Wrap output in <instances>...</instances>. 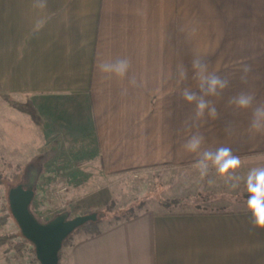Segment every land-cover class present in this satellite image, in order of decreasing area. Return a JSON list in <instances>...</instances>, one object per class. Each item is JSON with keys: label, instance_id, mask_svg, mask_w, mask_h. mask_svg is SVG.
Wrapping results in <instances>:
<instances>
[{"label": "crops", "instance_id": "1", "mask_svg": "<svg viewBox=\"0 0 264 264\" xmlns=\"http://www.w3.org/2000/svg\"><path fill=\"white\" fill-rule=\"evenodd\" d=\"M33 5L0 0V151L42 149L38 159L45 161L65 140L64 149L82 152L81 158L92 151L106 175L155 169L162 199H182L128 218H102L97 234H73L59 250V264H264V229L254 227L245 210L243 182L233 189L214 168L201 178L198 154L184 147L201 135L202 149L231 148L242 160L241 177L264 166V132L249 130L250 109L229 104L242 91L264 103V0ZM41 17L47 23L34 31ZM196 57L230 82L220 96L208 97L215 119L205 113L195 120V106L182 98L184 88L197 90ZM119 58L131 62L127 77L99 72L100 61ZM244 64L251 66L247 82L240 79ZM12 96L20 109L7 105L4 113L1 101ZM35 100L36 120L26 109ZM21 128H31L35 138L19 139ZM196 198L205 201L189 208L187 200ZM232 201L240 204L228 208Z\"/></svg>", "mask_w": 264, "mask_h": 264}, {"label": "rangeland", "instance_id": "2", "mask_svg": "<svg viewBox=\"0 0 264 264\" xmlns=\"http://www.w3.org/2000/svg\"><path fill=\"white\" fill-rule=\"evenodd\" d=\"M19 100L18 96L7 100L4 97L1 101L3 112L6 113L7 105L9 110L20 109ZM26 109L32 111L36 120V100L28 103ZM19 122L22 124L21 119ZM30 129H18L15 134L21 140H33L36 134ZM67 145L64 140L45 161L38 159L44 154L42 149L0 151V236L13 234V237L0 244V264H39L33 253L34 245L24 241L8 209L6 198L10 186L21 184L33 189L30 207L34 218L41 223L51 220L64 210L70 213V217L83 211H96L98 217L114 219V215L121 214L129 206L136 212L146 206L161 204V176L155 169L106 175L101 172L92 151L83 153L86 157L81 158L82 152L66 151L64 148ZM42 163L44 167H37ZM204 201L203 198L190 199L187 200V206L197 208ZM239 204L238 201H232L227 207ZM79 231L70 233L67 243ZM16 242H23L20 252L14 246Z\"/></svg>", "mask_w": 264, "mask_h": 264}, {"label": "clouds", "instance_id": "3", "mask_svg": "<svg viewBox=\"0 0 264 264\" xmlns=\"http://www.w3.org/2000/svg\"><path fill=\"white\" fill-rule=\"evenodd\" d=\"M33 6L44 9L47 6V0H34ZM47 20L48 17L37 19L34 24V31L42 29ZM191 66L193 79L197 81V90L184 88L182 98L195 106V120L203 118L205 113L215 119L218 116L217 108L208 97L220 96L229 87L230 82L228 78L218 75L215 71H209L208 64L199 57L193 59ZM97 67L102 74L123 79L128 75L131 62L127 58L102 60ZM250 71V65H242L241 81L247 82ZM178 76L180 80L187 79V69L183 65L178 67ZM130 83L135 85V79H131ZM126 91L127 89H124L125 93ZM229 104L239 109H250L249 130L253 133L264 132V103H256L253 94L242 91L231 97ZM226 131L231 133V128L226 129ZM203 141V136L192 135L184 145L188 152L198 154L194 166L199 170L200 177H206L209 169L214 168L218 175L225 177L226 181L230 182L233 189L238 188L242 181L247 193L245 210L250 213L252 225L264 229V166L253 167L248 170L246 176L241 177L237 174V170L242 166L240 156L233 154L231 148L224 146L214 150L202 149ZM208 183L211 185L214 181L209 180Z\"/></svg>", "mask_w": 264, "mask_h": 264}, {"label": "water", "instance_id": "4", "mask_svg": "<svg viewBox=\"0 0 264 264\" xmlns=\"http://www.w3.org/2000/svg\"><path fill=\"white\" fill-rule=\"evenodd\" d=\"M34 191L30 187L17 184L7 193L12 216L22 235L34 245L35 255L40 264H59L58 253L63 240L77 227L96 218V213L79 214L68 217L60 213L51 220L41 223L29 211Z\"/></svg>", "mask_w": 264, "mask_h": 264}, {"label": "trees", "instance_id": "5", "mask_svg": "<svg viewBox=\"0 0 264 264\" xmlns=\"http://www.w3.org/2000/svg\"><path fill=\"white\" fill-rule=\"evenodd\" d=\"M10 187H12V186H10ZM7 201H8V199H7ZM181 202H182V199L181 198L162 199L161 200V204H163L165 207L175 206V205L181 204ZM8 209L10 210L9 205H8ZM29 211L32 213L30 205H29ZM106 211L108 212L109 211V208H107ZM93 212L94 211H87V212H84L82 214H88V213H93ZM63 213H66L67 216H69V217L71 216L68 211H65L64 210ZM95 213H96V211H95ZM134 213H135V211L133 210V207L132 206H129V207L125 208L121 214L114 215V219L115 220H118V219H121V218H128V217L133 216ZM32 215L35 216L33 213H32ZM101 220H102V217H98V215L96 213V218L94 220L86 221L81 226L77 227L75 230L80 229L81 231H83L85 233H88L90 235H95V234H97L99 232V223L101 222ZM19 233L23 237L24 241L30 242L33 245V243L30 240H28L27 238H25L22 235L21 231ZM69 236H70V234L63 240L61 246H64V245L67 244V240H68ZM9 237H13V234L5 235V236H0V244L6 242ZM22 244H23V242H16L14 244V246H15V248H16V250L18 252L21 251ZM33 253H34V256L36 258L34 248H33Z\"/></svg>", "mask_w": 264, "mask_h": 264}]
</instances>
